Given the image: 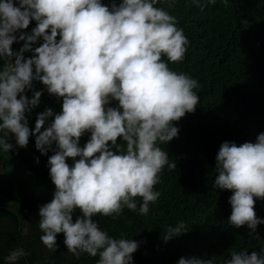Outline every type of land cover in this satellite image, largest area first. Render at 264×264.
Instances as JSON below:
<instances>
[{
	"label": "clouds",
	"instance_id": "9594fccd",
	"mask_svg": "<svg viewBox=\"0 0 264 264\" xmlns=\"http://www.w3.org/2000/svg\"><path fill=\"white\" fill-rule=\"evenodd\" d=\"M193 2L201 10L206 6ZM156 3L121 0L109 7L101 0H18L16 6L13 0H0V149L8 153L13 148L7 142L9 133L20 148L35 136L42 155L55 143L48 159L55 192L38 213L40 240L51 253L57 234L63 233L67 251L77 258L87 253L99 256L97 264H131L138 243L109 236L92 217L115 219L124 207L135 212L137 197L142 198L138 212L146 215L160 195L154 191L160 173L166 165L176 167L158 142L167 144L177 137L179 129L172 122L195 110L199 96L193 90L199 84L169 68V63L183 61L189 41L176 17ZM30 21L36 22L31 34L17 36ZM38 38L43 42L33 49ZM17 41L24 44L14 52L11 45ZM24 52L33 55L25 58ZM34 80L62 98V107L55 115L50 108L38 114L30 131L25 113L38 106L42 92L34 91L31 99L23 93L32 89ZM111 101L118 106L106 107ZM85 132L90 138L80 147ZM118 138L126 148L119 146ZM67 158L74 160L71 167ZM215 170L214 187L233 193L228 223L247 225L250 235L255 233L264 223L254 211L256 199H264V133L255 143L223 142ZM76 209L82 215L73 222ZM187 227L183 221L169 226L162 238L167 242ZM26 255L17 248L6 260L16 264ZM178 264L213 260L181 257ZM224 264H264V248L259 254L233 251Z\"/></svg>",
	"mask_w": 264,
	"mask_h": 264
},
{
	"label": "trees",
	"instance_id": "16d2710c",
	"mask_svg": "<svg viewBox=\"0 0 264 264\" xmlns=\"http://www.w3.org/2000/svg\"><path fill=\"white\" fill-rule=\"evenodd\" d=\"M206 4L201 10L193 0H157L155 7L175 16L178 28L189 44L183 61L169 63L171 70L184 73L197 80L199 104L192 113L172 122L179 129L177 137L158 146L169 155L160 182L154 191L160 193L149 212H138L142 198L137 197L135 212L124 207L119 216H93L102 231L113 238H129L138 243L131 264H178L183 258L212 259L213 264H224L231 252L246 250L258 254L264 248V223L257 225L255 233L247 225L236 228L228 223L231 215V190L214 187L216 155L220 145L233 142L237 146L256 142L264 133V0H199ZM19 6L18 0H13ZM103 5L117 6L121 0H101ZM36 27L30 21L31 34ZM59 36L57 37V40ZM38 38L32 48L40 46ZM24 41L11 45L18 52ZM32 52H24L30 58ZM162 59L167 62L166 57ZM14 60V58H13ZM4 60L0 59V68ZM24 95L32 98L41 91L39 104L25 113L28 127H35L37 115L46 109L58 114L62 98L47 92L39 81ZM19 99V95L17 97ZM49 117L44 126L54 119ZM90 138L85 132L79 146ZM13 148L5 153L0 149V264H8L6 257L17 248L27 253L16 264H97L99 256L82 253L79 258L67 251L64 234L56 236V250L51 253L41 242L39 208L49 203L55 186L49 175L48 159L54 154L55 143L46 154L35 147V136L30 135L26 147L20 148L9 133ZM121 148H126L121 138ZM38 158V163L36 162ZM79 159V157L75 158ZM66 163L71 167L72 158ZM255 199V198H254ZM254 211L264 220V199H256ZM82 215L78 209L72 213L73 222ZM183 221L187 231L165 242L163 235L169 226Z\"/></svg>",
	"mask_w": 264,
	"mask_h": 264
},
{
	"label": "rangeland",
	"instance_id": "374dc122",
	"mask_svg": "<svg viewBox=\"0 0 264 264\" xmlns=\"http://www.w3.org/2000/svg\"><path fill=\"white\" fill-rule=\"evenodd\" d=\"M118 106V102L117 101H111L109 105H107L106 107H117Z\"/></svg>",
	"mask_w": 264,
	"mask_h": 264
}]
</instances>
